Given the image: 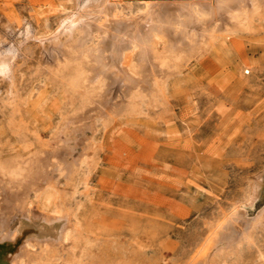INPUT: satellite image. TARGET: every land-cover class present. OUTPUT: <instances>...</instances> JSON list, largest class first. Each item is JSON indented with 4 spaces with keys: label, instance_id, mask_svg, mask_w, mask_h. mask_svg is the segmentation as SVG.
<instances>
[{
    "label": "rangeland",
    "instance_id": "374dc122",
    "mask_svg": "<svg viewBox=\"0 0 264 264\" xmlns=\"http://www.w3.org/2000/svg\"><path fill=\"white\" fill-rule=\"evenodd\" d=\"M75 4L0 0V264H264V0L136 86L51 38Z\"/></svg>",
    "mask_w": 264,
    "mask_h": 264
},
{
    "label": "bare ground",
    "instance_id": "6f19581e",
    "mask_svg": "<svg viewBox=\"0 0 264 264\" xmlns=\"http://www.w3.org/2000/svg\"><path fill=\"white\" fill-rule=\"evenodd\" d=\"M115 1L120 0H74L76 3L74 11L72 10L71 14L60 20L51 38L58 36L57 34L61 31L70 32L75 29L80 46H84L81 44L91 41L96 36L98 39L95 44L88 45L87 48L91 54L95 52V60L101 67L100 74L104 75L108 70L113 69L115 76L113 77L116 81L125 80L136 86L138 83L134 78L136 75L134 77L132 75L138 66L134 65L137 60L138 62L150 61L149 69L153 70L157 64L164 65L169 61L175 63L188 49L194 52V48L199 49L205 41L213 40L218 31H229V28L242 25V28L246 29L249 24V13L257 9L259 0H230L229 3L233 2L232 6L227 5L228 0H136L142 2L144 11L134 17L115 14L112 10V4ZM217 18L220 21L228 20L230 27H222L221 22H216ZM169 30L178 35L177 41L169 39L170 37L167 36ZM165 33L162 50L157 51L156 42L164 37ZM84 50L86 51L83 48L81 52ZM9 53L10 50L0 55V73L2 74H7L9 71L10 58H12ZM86 56L90 55L86 54ZM110 73L112 75V72ZM125 83L122 84L125 85ZM247 203H251V197L248 198ZM261 218H264V206H261L256 215L257 221Z\"/></svg>",
    "mask_w": 264,
    "mask_h": 264
}]
</instances>
